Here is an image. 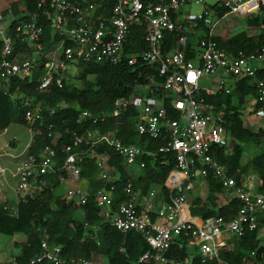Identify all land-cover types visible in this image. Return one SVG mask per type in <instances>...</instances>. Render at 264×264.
<instances>
[{"label":"built area","instance_id":"built-area-1","mask_svg":"<svg viewBox=\"0 0 264 264\" xmlns=\"http://www.w3.org/2000/svg\"><path fill=\"white\" fill-rule=\"evenodd\" d=\"M193 3L201 9L192 15L188 0H112L106 11L97 10L95 0H34V10H23L22 16L13 18L14 38L0 30L3 91H7L11 78L34 80L39 92L47 91L52 83L60 87L66 82L69 68H77L79 63L126 62L135 70L127 93L112 101L108 114L100 111L95 117L103 121L107 115L116 118L122 111L132 109V130L162 140L157 152L171 153L173 158V167L163 183L165 193L156 189L141 193L126 180L118 189L121 198L112 210L118 175L115 167L108 164L107 155L99 153L95 163L96 178L101 185L92 193V199L99 208L98 214L115 229L122 233L133 230L143 236L148 250L137 261L190 264L194 255L201 262L220 261V250H229L232 239L246 231H254L255 240L263 242L259 236L264 223V193L256 190L251 174L241 175L236 182L212 153L215 148L227 146L223 125L226 107L223 102H217L216 95L230 93L240 80H247L253 88L248 111L262 119V125L248 128L251 132L263 129L264 44L253 51L238 50L232 54L222 45L227 38L224 29L231 30L235 24L227 23L222 29L219 23L230 14L250 18L264 5V0H194ZM40 20H46L50 30L47 47L40 41ZM242 26L253 35L264 28L245 22ZM138 29H144V34L136 36L134 30ZM205 76L217 78L207 80L210 81L207 86L199 85ZM22 104L25 119L42 116L43 106L38 102L24 98ZM91 117L90 111L82 109L76 115V122ZM98 144L110 147L125 166L135 163L141 168L142 155L151 153L136 143L121 142L113 131L85 129L62 145L64 157L58 167L59 181L80 179L78 162ZM80 145L79 150H74ZM15 166L10 173L15 181L14 200L4 206L10 216L16 215V204L35 197L46 184L45 175L56 170L48 148L37 156L22 151ZM208 174L220 181L222 195L239 201L230 219L189 217L188 194ZM72 195L77 197L75 203H84L89 189L87 186L67 189L64 198L71 199ZM175 238L183 240L187 253L183 259L168 254ZM250 256L254 258L255 252L250 251ZM93 259L64 258L60 247L49 243L44 235L39 241V253L29 264H96ZM258 264H264V252Z\"/></svg>","mask_w":264,"mask_h":264},{"label":"trees","instance_id":"trees-1","mask_svg":"<svg viewBox=\"0 0 264 264\" xmlns=\"http://www.w3.org/2000/svg\"><path fill=\"white\" fill-rule=\"evenodd\" d=\"M21 3V11L31 12L35 8L34 0H21ZM95 3L98 5L97 10L106 11L112 0H95ZM8 9L13 14L19 11L14 1L9 4ZM5 13L6 10H3L1 16ZM40 22H42L40 41L47 47L50 30L46 20ZM244 22L264 27V5L259 6L258 10ZM13 26L14 19H11L5 30L8 37L14 38ZM140 33L144 34V29L134 30L136 36ZM168 36L170 38L171 35ZM172 36L174 38L175 34ZM143 44L141 39L140 45ZM261 44H264V28L262 32L251 36L246 35L244 30L230 33L222 46L235 54L238 50L253 51ZM36 74L37 69L34 70V75ZM135 75V70L126 62L116 65L86 63L81 65L78 74L74 76L79 85L63 83L59 87L52 83L47 91L39 92L35 88L34 80L26 82L24 79L11 78L7 91H3L0 86V131L10 123L27 127L32 135L26 153L37 156L43 149H50L53 167L57 170L45 175L46 184L35 197L16 204L15 216L7 214L4 208L13 201L0 202V233L5 235L19 233L23 237L22 241L16 243L20 245L19 253L2 264H29V260L39 253V241L44 235L49 243L60 247L61 256L64 258L93 259L97 254H103L106 264H154L150 260L137 261L138 257L148 250L140 233L133 230L122 233L98 214L99 208L92 199V193L101 185L96 178L95 157L99 153H105L108 164L114 166L117 171L116 191L112 194L111 205L114 210L117 200L121 198L118 189L126 180L141 193H146L152 188L165 193L163 183L168 170L173 167L172 154L157 152L156 148L162 144L161 139L138 135L132 130V109H126L118 117L108 118L103 122L91 118L76 122L79 110L86 109L97 113L111 109L112 101L127 93L128 84ZM261 75L264 76V73ZM252 93V85L244 79L234 84L230 93L216 95L217 102H223L226 107L223 125L232 144L228 151L224 148H215L212 155L236 182L248 171L254 173L257 191L264 192V130L261 128L257 132H251L243 125L241 119L244 98L251 96ZM24 98L43 106L39 119L24 118L25 106L22 104ZM47 109H53L52 113ZM262 111L264 118V105ZM85 129L98 132L112 130L121 142L136 143L151 153L142 155L144 165L138 172L132 174L121 162L120 157L107 145L98 144L89 149V155L82 156L78 162L79 178L86 179L89 195L84 203H75L71 199H65L60 193H55L54 190L60 183L58 167L64 157L62 145L68 143L73 134ZM247 144L254 146L256 152L243 159L244 146ZM81 147L82 145L74 150L77 151ZM205 181L204 197L197 195L190 199L187 197L189 213L200 218L221 216L230 219L239 207L238 199L229 197L224 204H218L217 195L222 192L220 181L210 174L206 176ZM254 234V231H246L242 236L232 239L233 244L229 250H220V261L201 262L198 255H194L190 264H258L264 246L258 245ZM250 251L255 252L254 258L250 256ZM168 254L178 259L187 256L182 238L174 239L169 246Z\"/></svg>","mask_w":264,"mask_h":264},{"label":"rangeland","instance_id":"rangeland-1","mask_svg":"<svg viewBox=\"0 0 264 264\" xmlns=\"http://www.w3.org/2000/svg\"><path fill=\"white\" fill-rule=\"evenodd\" d=\"M13 1L16 2V5L19 11L13 14L8 9V12L6 14L0 16L1 32H4L7 29L11 19L18 17L21 14L22 3H21V0H0V11L4 10L5 8H8L10 2H13ZM188 1L190 2V6H189L190 13L192 15L198 13L201 7L198 4H194L193 3L194 0H188ZM208 2H211V0H208ZM227 23L235 24V30H240V29H243L242 25L244 24V20L241 15L230 14L226 16L225 18H223L219 24L222 27V29H224ZM246 30L249 31L248 29ZM226 31H230V28H228V30ZM74 71H75L74 69H71L70 73L71 72L73 73ZM210 78L214 80L217 77L216 76H210V77L205 76L204 81L199 80V85L201 83H203V85L205 86L209 85L208 82L211 81ZM207 80H210V81H207ZM71 81L72 83L79 85L78 80L71 79ZM251 102H252V99H250V96H247V100L243 104L244 108H243L242 120L246 126L255 128L257 126L262 125V119L258 118L256 115L252 113L250 114L245 113V110L251 106L250 105ZM263 129H264V126H263ZM6 130L7 131L5 133H0V201H2L3 197L5 198L9 196L7 200L11 202L12 200H10V198L12 197L11 194H13L11 189L13 188L15 181L10 176V173H12V171L16 167L15 165L17 164L18 160L21 157L20 153L23 151L27 141H29L30 139V130L27 127L20 125V124H10L6 128ZM245 147L246 149H244L243 159L245 157L246 159L249 158V155H253L256 152L255 147L252 145L248 144V145H245ZM13 154H17V156L13 157L12 156ZM10 158H15V160H10ZM126 167L128 171L132 174H135L136 172H138V169H139L135 163L131 165H127ZM1 169L3 170L1 171ZM85 183H86V179L84 178H80L76 181L71 180L70 178H64L60 181V183L58 184V186L55 188L54 191L55 193H60L64 195L67 189H75L76 187L83 188ZM191 194L189 196V199L192 196ZM76 199L77 197L75 195L71 196V200L76 201ZM21 238L22 237L19 233H14L12 235H5V234L0 233V264L6 263L8 260H10L11 258H13L15 255L19 253L20 245L16 243L20 242L22 240ZM259 238L260 240L264 242V223H262V225L260 226ZM93 261L96 264H106V260L103 254H97L94 257Z\"/></svg>","mask_w":264,"mask_h":264},{"label":"crops","instance_id":"crops-1","mask_svg":"<svg viewBox=\"0 0 264 264\" xmlns=\"http://www.w3.org/2000/svg\"><path fill=\"white\" fill-rule=\"evenodd\" d=\"M11 3V2H10ZM4 10H6V13L8 12V8H5ZM3 11V10H2ZM2 11H0V16H1V12ZM5 13V14H6ZM249 18V17H248ZM245 19L246 18H243V20L245 21ZM228 28H230V27H227V29H224V31L226 32V34H227V36H228V34H230L231 32L233 33V31L234 32H237V31H240V30H244V29H240V30H235V27L234 28H231V30L230 31H226V30H228ZM245 31V30H244ZM245 33H246V35H253V34H248L246 31H245ZM226 36V37H227ZM49 40H50V35H49ZM50 43V42H49ZM49 45V44H48ZM44 46V45H43ZM170 47V46H169ZM166 48H168L167 46H166ZM86 64V63H85ZM96 64H99V63H96ZM101 64H104V63H101ZM81 65H82V63H79L78 64V66H77V68H69V70H68V73H67V76H66V82H63V83H65V84H74V83H72V81H71V79H74V76H76L77 74H78V72H79V70H80V68H81ZM108 65V64H107ZM71 69H74L75 71L72 73H70V70ZM62 83V84H63ZM74 85H76V84H74ZM246 100H247V98H246ZM245 100V101H246ZM245 101H244V103H245ZM243 108H244V105H243ZM243 108H242V116H243ZM245 110V109H244ZM89 111V110H88ZM109 111H110V109L108 110V111H103V112H105L106 114H108L109 113ZM125 111V110H124ZM79 112V111H78ZM77 112V113H78ZM91 112V111H90ZM123 112V111H122ZM121 112V113H122ZM92 113V115H93V117H91V119L92 120H96L97 118L95 117V115L97 114V113H95V112H91ZM245 113H247V114H249L250 112L248 111V109H246L245 110ZM77 115V114H76ZM242 116H241V119H242ZM95 117V118H94ZM108 118H113V117H111V116H106L105 118H104V120H106V119H108ZM86 120V119H85ZM98 120V119H97ZM103 120V121H104ZM102 121V122H103ZM242 123H243V120H242ZM10 124H15V123H10ZM9 124V125H10ZM8 125V126H9ZM243 125L244 126H246L244 123H243ZM7 126V127H8ZM6 127V128H7ZM248 127V126H247ZM6 128H4L3 130H1L0 131V133H5L7 130H6ZM107 131H109V130H107ZM110 131H112V130H110ZM104 132H106V131H104ZM31 135H32V133L30 132V139H31ZM30 139H29V141H30ZM29 141H27V143H26V145H25V147H24V149H23V151H25L26 150V148H27V146H28V143H29ZM231 144H232V140L228 137V135H227V146H226V150L228 151V149H229V147L231 146ZM248 145V144H247ZM244 149H246V147L244 146ZM21 154V153H20ZM19 154V155H20ZM13 157H16L17 156V154H13L12 155ZM10 160H15V158H10ZM17 161V160H16ZM246 174H251V175H253V177H254V179H255V174L254 173H252V172H250V171H248ZM213 177V176H212ZM2 184V183H1ZM84 186H87V182L85 183V185ZM152 189H156V188H152ZM205 190H206V181H205V179L204 180H201V181H198L197 183H196V185L193 187V189H191V191L189 192V194H188V196H190V194L191 193H193V194H191L192 196L191 197H193V196H195V195H197V196H199V197H204L205 196ZM257 190V189H256ZM11 191H12V189H11ZM12 193V192H11ZM10 193V194H11ZM264 193V192H263ZM12 195V197L10 198V200H14V195L13 194H11ZM62 195V194H61ZM63 197H64V195H62ZM9 197V196H8ZM8 197H3L2 198V201H4L5 199L7 200L8 199ZM7 201H9V200H7ZM187 201H188V199H187ZM227 201V197L226 196H224V195H222L221 193L220 194H218L217 195V203L218 204H224L225 202ZM1 202V201H0ZM189 203V202H188ZM77 212H79V211H77ZM80 213V212H79ZM189 217H191L192 219H195V220H199L200 219V217H198V216H195V215H191L190 213H189ZM257 217H258V219H259V221H262V219H261V215H260V213H257ZM21 235V234H20ZM21 237H22V235H21ZM21 239H23V237L21 238ZM22 241V240H21ZM258 245H260V246H264V242H258ZM12 259V258H11ZM10 259V260H11Z\"/></svg>","mask_w":264,"mask_h":264}]
</instances>
